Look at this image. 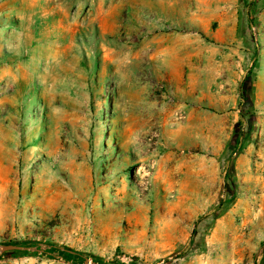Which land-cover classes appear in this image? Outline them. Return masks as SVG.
<instances>
[{"label": "rangeland", "instance_id": "374dc122", "mask_svg": "<svg viewBox=\"0 0 264 264\" xmlns=\"http://www.w3.org/2000/svg\"><path fill=\"white\" fill-rule=\"evenodd\" d=\"M8 243L0 264H264V0H0Z\"/></svg>", "mask_w": 264, "mask_h": 264}, {"label": "trees", "instance_id": "16d2710c", "mask_svg": "<svg viewBox=\"0 0 264 264\" xmlns=\"http://www.w3.org/2000/svg\"><path fill=\"white\" fill-rule=\"evenodd\" d=\"M35 244L37 246L41 245V243L39 242H28L27 244ZM48 247L52 248V249H58L60 250L62 253H69V254H77V255H81L79 252L71 249L70 247L66 246V245H61L59 243H48L47 244ZM41 251V249H38V252ZM43 252L48 253L49 251L47 249H44Z\"/></svg>", "mask_w": 264, "mask_h": 264}, {"label": "water", "instance_id": "95a60500", "mask_svg": "<svg viewBox=\"0 0 264 264\" xmlns=\"http://www.w3.org/2000/svg\"><path fill=\"white\" fill-rule=\"evenodd\" d=\"M27 247L22 246L21 244H17V243H8V244H3L0 247V252L1 253H6V252H10V251H23L26 250ZM86 264H99V263H91L89 262V259L86 260Z\"/></svg>", "mask_w": 264, "mask_h": 264}]
</instances>
